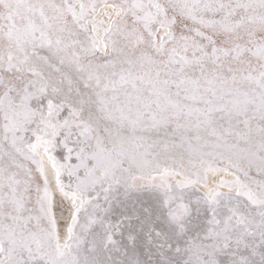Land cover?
<instances>
[{
  "label": "snow or ice",
  "instance_id": "snow-or-ice-1",
  "mask_svg": "<svg viewBox=\"0 0 264 264\" xmlns=\"http://www.w3.org/2000/svg\"><path fill=\"white\" fill-rule=\"evenodd\" d=\"M0 264H264V0H0Z\"/></svg>",
  "mask_w": 264,
  "mask_h": 264
}]
</instances>
